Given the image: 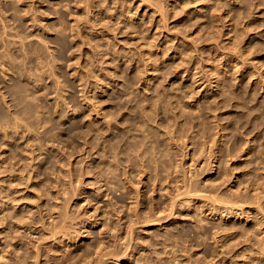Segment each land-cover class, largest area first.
Instances as JSON below:
<instances>
[{"label":"rangeland","instance_id":"obj_1","mask_svg":"<svg viewBox=\"0 0 264 264\" xmlns=\"http://www.w3.org/2000/svg\"><path fill=\"white\" fill-rule=\"evenodd\" d=\"M0 111V264H264V0H0Z\"/></svg>","mask_w":264,"mask_h":264},{"label":"bare ground","instance_id":"obj_2","mask_svg":"<svg viewBox=\"0 0 264 264\" xmlns=\"http://www.w3.org/2000/svg\"><path fill=\"white\" fill-rule=\"evenodd\" d=\"M6 87H7V86H6ZM8 92L10 93V91H8ZM131 93H132V92H131ZM10 94H12V93H10ZM125 94H128V95H129L130 92H128V93L125 92ZM108 101H109V100H108ZM112 102H113V101L111 100L110 103H112ZM113 103H114V102H113ZM117 103H118L117 105H119V102H117ZM114 105H116V104H114ZM10 106H11V105H10ZM13 106H16V105L14 104V105H12V107H13ZM121 106H122V104H121ZM16 110H17V109H16ZM16 110H14V111L17 112ZM12 111H13V110H12ZM146 111H147V110H146ZM146 111H144V112H146ZM0 113H1V111H0ZM13 113H14V112H13ZM18 113L20 114V111H19V110H18ZM108 113H109V115H111V114L115 115L113 112L111 113V111H110V112L108 111ZM106 114H107V113H106ZM145 115L147 116L148 114L145 113ZM134 118H136V117H134ZM111 119H113V118H110V120H111ZM131 119H133V118H131ZM150 119H151V118H150ZM110 120H109V121H110ZM136 120H137V119H136ZM109 121H108V124H107V125H109ZM75 122H77V121H75ZM75 122H74V123H75ZM129 122H133V121H129ZM134 122H135V121H134ZM136 122L139 123L138 120H137ZM147 122H149V121L147 120ZM147 122H145V123H147ZM106 123H107V122H106ZM110 123H111V122H110ZM145 123H144V125H145ZM70 124H71V123H70ZM77 124H78V123H76V126H77ZM124 124H125V123H124ZM126 124H127V123H126ZM135 124H136V123H135ZM139 124H141V122H140ZM9 125H11V124H9ZM9 125H8V126H9ZM72 125H73V124H72ZM78 125H79V124H78ZM107 125H105V126H107ZM120 125H121V122H120ZM120 125H119V126H120ZM130 125H131V124H129V125L127 124V125H126L127 127H126L125 129H127L128 126H130ZM136 125H137V124H136ZM147 125H148V124H146L145 126H147ZM218 125H219V124H217V126H218ZM17 126L21 127L19 124H18ZM73 126H74V125H73ZM73 126H69L67 129H70V127H72V131H73V129H74ZM76 126H75V127H76ZM105 126H104V127H105ZM132 126H134V125H132ZM132 126H131V127H132ZM141 126H142V125H141ZM141 126H140V127H141ZM217 126H215V127H217ZM10 127H11V126H10ZM10 127H9V128H10ZM12 127H13V126H12ZM12 127H11V128H12ZM95 127H97V126H95ZM100 127H101V126H100ZM113 127H114V126H112V128H113ZM115 127H116V126H115ZM124 127H125V126H124ZM148 127H149V126H148ZM148 127H146V128H148ZM219 127H220V126H219ZM90 128H91V127H90ZM98 128H99V127H98ZM109 128L112 130L111 127H109ZM109 128H108V129H109ZM117 128H118V127H117ZM117 128H116V129H117ZM121 128H122V127H121ZM135 128H136V127L134 126V129H135ZM76 129H77V128H76ZM101 129H102V128H101ZM129 129H130V128H129ZM136 129H137L136 131H138V130H143V129H140L139 126H137ZM65 130H66V128H65ZM88 130H89V129H88ZM94 130H96V129H94ZM144 130L146 131L145 128H144ZM86 131H87V130H86ZM86 131H84V132L86 133ZM116 131H117V130H116ZM124 131H125V130H124ZM145 131H144V134H145L146 132H148V130H147L146 132H145ZM150 131L153 132L152 129H151ZM7 132H8V131H7ZM66 132H67V131H66ZM95 132H96V131H95ZM8 133H9V132H8ZM121 133H122V132H121ZM133 133H134V132H133ZM133 133H131L130 135H132ZM138 133H139V135H137V136H140V133H141V132H137V134H138ZM150 133H151V132H150ZM153 133H154V132H153ZM153 133H152V134H153ZM217 133H218V132H217ZM86 134H87V135L90 134L91 136H93V135H92V132H91V133H86ZM94 134H95V133H94ZM128 134H129V133H127L126 135L129 136ZM146 134H147V133H146ZM154 134H156V133H154ZM204 134H207V133H204ZM7 135H9V134H7ZM105 135H106V134H105ZM133 135H136V134H133ZM147 135H149V132H148ZM150 135H151V134H150ZM95 136H97V135H95ZM101 136H102V135H101ZM108 136H109V134H108ZM142 136H143V135H142ZM142 136H140V137L142 138ZM156 136H158V134H156ZM112 137H113V136H112ZM121 137H123V136H121ZM124 137H126V136L124 135ZM135 137H136V136L132 137V139L135 138ZM140 137H136V138H138L137 141L142 140V142H144V139H145V143H147V144H149V143L153 140V138H154V137L151 138V141L148 142L147 139L150 140V139H149L150 136H149V138H146V137H148V136H146V137L144 136L145 138L143 137L142 139H140ZM158 137H159V136H158ZM160 137H161V135H160ZM204 137H208V135H207V136H204ZM208 138H209V137H208ZM236 138H237V137H236ZM115 139H116V138H115ZM126 139H127V138H126ZM126 139L123 140L124 143H126V141H125ZM132 139H130V140H132ZM159 139H160V138H158V142H159V144H160ZM161 139H162V138H161ZM161 139H160V140H161ZM170 139H171V138H170ZM96 140L99 141V142H98V145H99V143H100L101 140H100L99 138L96 139ZM117 140H118V139H117ZM117 140H115L116 143H117ZM128 140H129V139H128ZM164 140H165V139H164ZM173 140H174V139H173ZM173 140H169V141H173ZM235 140H238V139H235ZM88 141H89V140H88ZM108 141H109V140H108ZM110 141H112V138H111V137H110ZM123 141L121 140V142H123ZM134 141H136V139H134ZM202 141L205 142L204 139H203ZM210 141H211V140H210ZM240 141H241V140H240ZM102 142H103V141H102ZM112 142L114 143V141H112ZM132 142H133V141H130V143H129V141H128V144H129V145H132V146L134 147L135 144H134V143L132 144ZM139 142H140V141H139ZM139 142H137L138 144H137V143H136V144L140 146V143H142V142H140V143H139ZM155 142H156V141H155ZM155 142H152V143H154L155 146H156V148H153L154 151H155V149H156V150H158V149H161V150H162L161 146L158 145V142H157V143H155ZM164 142H165V141H164ZM164 142L161 143L162 147H164ZM204 142H203V143H204ZM206 142H207V141H206ZM206 142L204 143L205 145H204L203 147H206V148H207V146H206ZM213 142H216V141H212V143H213ZM233 142H237V141H233ZM233 142H232V144H236V143H233ZM92 143H93V142H92ZM92 143H90L91 146H92ZM95 143H96V142L94 141L93 144H95ZM116 143H115V144H116ZM152 143H151V144H152ZM165 143H166V142H165ZM167 143H169V142H167ZM167 143H166V144H167ZM200 143L202 144V142H200ZM207 143H208V142H207ZM88 144H89V143H88ZM90 144H89V145H90ZM115 144H112V145L114 146ZM122 144H123V143H122ZM128 144H127V145H128ZM166 144H165V145H166ZM170 144H171V143H170ZM170 144H168V145H170ZM216 144H217V143H216ZM237 144H238V143H237ZM237 144H236V145H237ZM95 145H97V144H95ZM98 145H97V146H98ZM100 145H101V143H100ZM103 145H104V144H103ZM107 145H109V144H107ZM107 145H106V146H107ZM129 145H128V147H130ZM137 145H136V146H137ZM143 145H146V144L143 143V144L140 146L141 149L143 148ZM210 145H211V143H210ZM217 145H219V144H217ZM223 145H224V144H223ZM223 145H222V146H223ZM236 145H235V146H236ZM132 146H131V147H132ZM157 146H159V147L157 148ZM201 146H202V145H201ZM213 146H215V145L213 144ZM220 146H221V145H220ZM229 146H231V145H229ZM229 146H228V147H229ZM233 146H234V145H233ZM235 146H234V148H235ZM111 147H112V146H111ZM137 147H138V146H137ZM203 147H202V148H203ZM228 147H227V148H228ZM101 148H102V147H101ZM101 148H100V149H101ZM144 148H145V147H144ZM206 148H205V149H206ZM211 148H212V146L209 147V149H211ZM219 148H220V147H219ZM103 149H104V148H103ZM105 149H106V150H104V151H106L107 154H108V153H111V152H112V154H113L114 152L117 151V150L115 149V151L113 152V149H114V148L111 150V149H110V146H109L108 148H105ZM108 149H109L111 152H107V151H109ZM118 149H120V148H118ZM121 149H122V148H121ZM121 149L118 150V151H120V153L123 152L124 150H126L125 148L123 149V151H122ZM132 149H133V148H132ZM141 149H140L139 147H138L137 149H135V150H136V154H137V152H139V150H141ZM203 149H204V148H203ZM203 149H202V150H203ZM205 149H204V150H205ZM217 149H218V148H217ZM222 149H224V148H222ZM222 149H219V150L222 151ZM225 149H226V148H225ZM225 149H224V150H225ZM228 149H229V148H228ZM228 149H227V150H228ZM236 149H237V148H235L234 150H236ZM128 150H131V149H127L126 151H128ZM204 150H203V151H204ZM227 150H226V151H227ZM231 150H233V149H231ZM104 151H102V152H104ZM131 151H132V150H131ZM131 151H130L129 153H131ZM142 151H145V154H146L147 152H148V154L150 153L148 156H146V155H147V154H146V155H145L146 157H149V156L153 155V153H152V152H149V151L147 150V148H146V149H143ZM146 151H147V152H146ZM206 151H208V150H206ZM221 151H220V152H221ZM124 152H125V151H124ZM223 152H224V151H223ZM228 152H229V151H228ZM228 152H227V154L232 153L233 151H232V152H229V153H228ZM106 153H105V157L107 156ZM117 153H118V152H117ZM120 153H118V154H120ZM129 153H128V152L124 153V154H125V158H126V156H128V155L130 156V155H133V154H134V153H133V154H129ZM143 153H144V152H141L140 154H143ZM151 153H152V154H151ZM202 153H203V154H207L206 152H202ZM221 153H222V152H221ZM102 154H104V153H102ZM121 154H122V153H121ZM121 154H120V155H121ZM140 154H139L138 156H140V158H143V157H141L142 155H140ZM222 154L224 155V153H222ZM227 154L225 153L224 156H226ZM234 154H235V153H232V155H234ZM15 155H16V154H15ZM134 155H135V154H134ZM134 155H133V157H132L134 160H133V159H129V160H133V161H135L134 163H131V162L129 163V164L131 165V168L139 169V167H140L139 171H143V170H141L142 166H139V165H138V164H140V163H138V162H141V161H139V160H137V158H135V157H137V155H136V156H134ZM154 155H155V154H154ZM216 155H217V154H216ZM218 155H220V153H219ZM20 156H21V155H20ZM103 156H104V155H103ZM114 156H117L116 153L113 154L112 157H114ZM118 156H119V155H118ZM220 156H221V155H220ZM14 157H15V156H14ZM21 157H22V156H21ZM21 157H18V158H21ZM112 157L110 156L109 158H112ZM119 157H120V158H119ZM119 157H118L119 159H117V160H120V159L122 158L121 156H119ZM146 157H144V158H146ZM217 157H219V156H217ZM227 157L231 158L232 156H231V155H230V156L227 155ZM8 158H9V157H8ZM106 158H108V157H106ZM115 158H116V157H115ZM144 158H143V159H140V160L143 161ZM215 158H216V156H215ZM222 158H223V157H222ZM229 158H228V160H229ZM232 158H233V157H232ZM23 159H24V158H23ZM138 159H139V157H138ZM217 159H218V158H217ZM21 160H22V159H21ZM104 160H106V159H104ZM104 160H102V161H104ZM117 160H115V162H113L114 164H111V163H110V164H107V163H109V162L114 161V159H113L112 161H111L110 159H109V160L107 159L105 162L108 161V162L106 163V165H108V167H109L110 165H111L110 167H112V165H113V166H116V163H118V164H117V165H118L117 167H121V166H119V162H122V161H121V160H120V161H117ZM122 160L125 161V162H126V161L129 162L128 158H127L126 160H124V159H122ZM136 160H137V161H136ZM147 160H148V159H147ZM147 160L145 159L144 161H147ZM218 160L220 161V159H218ZM225 160H226V159H225ZM228 160H227V161H228ZM230 160H231V159H230ZM47 161H48V160H47ZM50 161H54V162H52V163H55V160H54L53 158H52V160H49V162H50ZM116 161H117V162H116ZM133 161H132V162H133ZM149 161H150V160H149ZM223 161H224V160H223ZM227 161H224V163L227 162ZM229 162H230V161H229ZM136 163H137V166H138V167H135V166L132 167V165H133V164H136ZM142 163L144 164L145 162H142ZM142 163H141V164H142ZM212 163H213V161H212ZM227 163H228V162H227ZM227 163H226V164H227ZM100 164H101V163H100ZM120 164H121V163H120ZM146 164H147V167H146V168H148V165H149V168H150V163H146ZM103 165H104V164H103ZM106 165H105V166H106ZM123 165H124V163H123ZM123 165H122V166H123ZM130 165H129V166H130ZM144 165H145V164H144ZM210 165H211V163H210ZM228 165H229V164H228ZM27 167H28V165H27ZM108 167H107V168H108ZM225 167H226V165H225ZM225 167H224V169H226ZM230 167H231V166H230ZM124 168H125V167H124ZM212 168H213V167H212ZM228 168H229V167H228ZM104 169H105V168H104ZM104 169H102V170H104ZM118 169H120V168H118ZM121 169H122V167H121ZM125 169H126V168H125ZM129 169H130V168H129ZM134 169H130V170H133V171H134ZM229 169H230V168H229ZM18 170H19V169H18ZM23 170H24V169H23ZM164 170H166V169H164ZM212 170H213V169H212ZM104 171L106 172V170H104ZM104 171H103V173H104ZM123 171H125V170H123ZM123 171H122V172H123ZM127 171H128V170L126 169V171H125L124 173H126ZM144 171L146 172V170H144ZM161 171H162V170H160V172H161ZM226 171H229V170H228V169L224 170V173H225ZM230 171H231V170H230ZM160 172H159V173H160ZM173 172H174V171H173ZM207 172H208V171H207ZM262 172H263V171H261V173H262ZM131 173H132V172H130V174H131ZM147 173H148V172H147ZM203 173H206V172H203ZM203 173H202V174H203ZM228 173H230V172H228ZM100 174H101V176H102V173H99V175H100ZM106 174H107V173H105V174L102 176L103 178L106 176V177H105V180L107 179V177H109V175H106ZM113 174H116V173H113ZM113 174H112V175H113ZM127 174H128V172L126 173L125 176H123V178H124L126 181H128V183H131V185L134 184V183L130 182V180H127V179H126V178H127ZM143 174H145V173L143 172ZM167 174H168V173H167ZM176 174H177V173H176ZM176 174H175V176H173V177H176V178L178 177V178H179V176H176ZM207 174H208V173H207ZM226 174H227V173H225L224 175H226ZM99 175H98V176H99ZM116 175L118 176V174H116ZM122 175H123V174H121L120 176L122 177ZM156 175H158V174H156ZM168 175H170V174H168ZM227 175H228V174H227ZM101 176H99V178H100ZM128 176H130V175H128ZM112 177L116 178L115 180H117V178H118L119 176H118V177L112 176ZM112 177H111V178H112ZM125 177H126V178H125ZM131 177L133 178L132 175H131L130 177H128V178H131ZM165 177H166V176H165ZM168 177H169V176H168ZM168 177H167V178H168ZM187 177H188V176H187ZM190 177H191V176H190ZM103 178H101V179H103ZM114 178H112V179H114ZM132 178H131V179H132ZM135 178H136V177H134V179H133L134 181H133V182H135ZM157 178H158V177H157ZM169 178H170V177H169ZM176 178H175V179H176ZM226 178H227V177H226ZM108 179H109L110 182H111L110 177H109ZM119 179H120V180H119ZM124 179H123V180H124ZM139 179H140V178H139ZM158 179H159V178H158ZM192 179H193V178H189V177H188L187 179H185V180L182 182V186L179 187V190L181 189L182 191H179L178 193H176L177 196L179 195L180 192H183L184 195H188L189 197H190V196H194V195H195V197H196V196H197V197H200L198 193H199L200 191H203V189H201V187H200L198 184H195L194 181H193ZM118 180H119V182H118ZM118 180H117V182H118V185H119V184H121V183H120L121 178L119 177ZM162 180H163V179H162ZM166 180H168V179H166ZM176 180H177V179H176ZM179 180H180V179H179ZM179 180H177V181H179ZM227 180H228V179H227ZM126 181H125V183H126L125 185L127 186V182H126ZM139 181L141 182V180H139ZM177 181H176V183H177ZM180 181H181V180H180ZM190 181H191V182H190ZM107 182H108V180H107ZM137 183H139V182H137ZM197 183H198V182H197ZM122 185H123V188H124V184L122 183L121 185H119V186H120V187H119L120 189H122V188H121ZM138 185H139V184H138ZM196 185H197V186H196ZM134 186H135V185L130 186V189L133 188ZM198 186H199V187H198ZM260 186H261V185H260ZM3 187H4V186H3ZM214 187H215V186H214ZM216 187H218V186H216ZM125 188L128 189L129 187H125ZM125 188H124V190H126ZM4 189H5V188H4ZM174 189H175V190H178L177 188H174ZM216 189H219V188H214V190H213V193H214V194L211 192L212 194L208 195L209 197H207V195L204 194V195H202L201 198L205 197V198H207V199L209 198L208 200L211 199L210 201L213 202L212 205L214 204V205H213V208H212V211H215V210L218 209V208H217V205H219V204H224V206L221 205V206H223V211L221 212V214H222L224 211H226L227 214H231V216L234 215V216H239V217L241 218L242 214L244 213V211H243V207H244V205H245L246 203L249 204V202H251V200L249 201V199H251V198L248 199V198L246 197V195L243 194V192H238V191H232L231 193L229 192L230 194L227 193L226 195L223 194V196H225V197H222L221 193H219V194H216V193H215V192H216ZM118 190H119V189H118ZM131 190H133V189H131ZM131 190H130V191H131ZM232 190H233V189H232ZM3 191H4V190H3ZM130 191H129V192H127V191H124V192H123V191H122V192L125 194V196H127V195H129V194H126V193H131ZM204 191H205V190H204ZM0 192H1V191H0ZM132 192H133V191H132ZM138 192L140 193L139 190H138ZM217 192H218V190H217ZM6 193H7V191H6ZM8 193H9V192H8ZM117 193H118V192H117ZM117 193H116V194H117ZM123 193H120V194H122V196H120V195L117 194L118 197L120 196V197L122 198V197H123ZM0 194H1V193H0ZM3 194H4V193H3ZM9 194H11V193H9ZM116 194H115L114 197L117 196ZM131 194H132V193H131ZM131 194H130V195H131ZM176 194H175V195H176ZM42 195H43V194H42ZM175 195L173 194L172 196H175ZM180 195H183V194H180ZM227 195H228V196H227ZM6 196L9 197V195H7V194H6ZM6 196H5V197H6ZM38 196L42 197L40 194H39ZM10 197H11V195H10ZM118 197H117V198H118ZM120 197H119V198H120ZM178 197H179V196H178ZM256 197H257V196H256ZM171 198H175V197H171ZM261 198H262L261 196H258L256 199H255V197L253 198V199H254L253 203H255V204L258 203V206L256 205L257 207H259V205H261V204H260V202H261L260 199H261ZM10 199H11V198H10ZM11 200H12V199H11ZM11 200H9V198H7L6 201H11ZM16 200L18 201V199H14V201H16ZM116 200H117V199H116ZM119 200H120V199H118V201H119ZM12 201H13V200H12ZM66 201L69 202V200H66ZM3 202H4V201H3ZM67 202H66L65 204L69 205V203H67ZM171 202H172V201H171ZM173 202H175V200H173ZM14 203H16L17 206L19 205V201H18V203H17V202H14ZM253 203H252V204H253ZM65 204H64V206H67V205H65ZM136 204H137V203H136ZM174 204H175V203H174ZM174 204L171 203V207H172V209L174 208ZM215 204H216V205H215ZM4 205H5V204H4ZM4 205H2V207H3ZM262 205H263V204H262ZM64 206H63V207H64ZM14 207H16V206H14ZM68 207H69V206H68ZM68 207H67L66 211H68ZM136 207H137V206H136ZM153 207H154V206H153ZM5 208H6V207H5ZM8 208H9V207H8ZM65 208H66V207H65ZM115 208H116V206H115ZM260 208H261V207H260ZM260 208H258V210H259L258 212H260V210H263V209H264V207H263V209H262V208L260 209ZM1 209H2V208H1ZM130 209H131V208H130ZM132 209H133V208H132ZM134 209H135V208H134ZM154 209H156V208H154ZM2 210H5V209H2ZM17 210H18V209H17ZM22 210H23V209H22ZM62 210H63V213H64V212H65L66 214L68 213V212L64 211V209H62ZM112 210H114V208H112ZM151 210H153V209H151ZM236 210H237V211H236ZM240 210H241V211H240ZM13 211H14V210H13ZM15 211H16V210H15ZM20 211H21V210H20ZM114 211H115V210H114ZM118 211H119V210H118ZM130 211H132V210H130ZM156 211H157V210H156ZM239 211H240V212H239ZM115 212H117V211H115ZM13 213H14V212H13ZM13 213H12V214H13ZM16 213H18V212H16ZM24 213H25V212H24ZM59 213H62V211L59 212ZM63 213H62V214H59V216L62 218V220L65 219V218L63 219V216L66 217V215H63ZM132 213H133V212H132ZM9 214H10V213H9ZM9 214H8L7 216H9ZM13 215H14V216H17V215H15V213H14ZM20 215L24 216L23 213H21ZM20 215H19V216H20ZM61 215H62V216H61ZM115 215H116V214H115ZM133 215H134V214H133ZM137 215H138V214H137ZM22 216H20V218H17V219H19V220H17L16 217H14L15 220H17L16 222H19V221L22 222V219L24 218V217H22ZM29 216H31V215H29ZM29 216H28V217H29ZM250 216H251V215H250ZM11 217H12V215H11ZM31 217H32V216H31ZM120 217H121V216H120ZM67 218H69V217L67 216ZM242 218H243V217H242ZM70 219H73V218L70 217ZM60 220H61V219H60ZM62 220H61V221H62ZM65 221H67V219H66ZM34 222H35V221H34ZM148 222H149L150 226H153V225L156 224V220H154V219H153V220H149ZM22 223H23V222H22ZM64 224H65V223H64ZM64 224H63V225H64ZM17 225H18V226H19V225L21 226V224H18V223H17ZM22 225H23V224H22ZM63 225H62V226H63ZM65 225H66V224H65ZM84 225H85V224H84ZM53 226H54V229H52V231H50V232H51L52 236H55V235L58 234V231H57V230H58V229H57L58 227L55 226V225H53ZM62 226H61V227H62ZM56 227H57V228H56ZM63 227H65V226H63ZM85 227H86V226H83V228H85ZM20 228H21V227H20ZM55 228H56V229H55ZM217 228H218L217 231H214L215 233H213L214 235H217L218 233H220V231H219V226H218ZM224 229H225V227H224ZM226 230H227V229H226ZM222 231H224V230H221V232H222ZM228 231H229V228H228ZM34 232L36 233V231H34ZM66 232H67V231H66ZM75 232H76V230H75ZM28 234H30V235L32 236L33 232H32V231H31V233L28 232ZM65 234H66V233H65ZM67 235H68V234H67ZM236 235H237V234H236ZM36 238H37V239L35 240L36 242L39 241V238H42V239H43V237H41L40 235H39V237H36ZM67 238H69V237H67ZM35 246H36V245H35ZM34 250H35V249H34ZM55 252H56V251H55ZM83 253H84L85 255H86V254H89V250H87V251L84 250ZM32 254H34V253H32ZM72 254H73V253H72ZM69 255H70V254H69ZM33 256H35V258L33 257V258L35 259V261H36V260H37V261L40 260L39 258L42 256V253H41V248H40L39 246L36 247L35 254H34ZM82 256H83V255H82ZM66 257H68V256H66ZM66 257H65V258H66ZM31 258H32V256H31ZM69 258H71V257H69ZM40 261H41V260H40ZM58 261H60V259H59ZM58 261H57V262H58ZM35 263H37V262H35ZM38 264H41V262H38ZM60 264H61V263H60Z\"/></svg>","mask_w":264,"mask_h":264}]
</instances>
